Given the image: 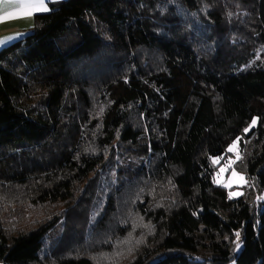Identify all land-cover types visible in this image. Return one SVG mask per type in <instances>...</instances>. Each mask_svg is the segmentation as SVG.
<instances>
[{"label": "trees", "instance_id": "obj_1", "mask_svg": "<svg viewBox=\"0 0 264 264\" xmlns=\"http://www.w3.org/2000/svg\"><path fill=\"white\" fill-rule=\"evenodd\" d=\"M33 21L0 48V264H264V0Z\"/></svg>", "mask_w": 264, "mask_h": 264}, {"label": "snow or ice", "instance_id": "obj_2", "mask_svg": "<svg viewBox=\"0 0 264 264\" xmlns=\"http://www.w3.org/2000/svg\"><path fill=\"white\" fill-rule=\"evenodd\" d=\"M0 11H2V14H0V23H3L11 18H30L32 15H34L36 12H46L49 11L47 8L45 0H0ZM11 8V11H8L7 9ZM19 35V34H17ZM13 37H5L4 39H0V44L4 43L5 40L12 39ZM256 120L253 119L252 125L254 126L256 124ZM249 129H245V132H248ZM238 140L240 138H237ZM236 142L233 143L232 146L229 147L228 151L231 152L235 149ZM237 159H240L239 156H237ZM215 162V161H214ZM232 163H235L233 161ZM234 175H238L236 173H233ZM239 179L241 181H244V177L240 176ZM236 195V193H230V198L232 196ZM237 237H239V233L236 234Z\"/></svg>", "mask_w": 264, "mask_h": 264}, {"label": "rangeland", "instance_id": "obj_3", "mask_svg": "<svg viewBox=\"0 0 264 264\" xmlns=\"http://www.w3.org/2000/svg\"><path fill=\"white\" fill-rule=\"evenodd\" d=\"M234 142H236V147L233 151H228L225 156L215 158V163L220 165L215 175V181L229 188L230 193H236V195L232 197H239L243 193L242 186L247 182V179L243 173L234 168V163H232L237 160V156H240L239 142L238 140ZM233 143L230 146H232ZM233 173L238 175H234ZM240 176L244 177V181L239 179ZM230 264H236V262Z\"/></svg>", "mask_w": 264, "mask_h": 264}, {"label": "crops", "instance_id": "obj_4", "mask_svg": "<svg viewBox=\"0 0 264 264\" xmlns=\"http://www.w3.org/2000/svg\"><path fill=\"white\" fill-rule=\"evenodd\" d=\"M54 1L58 0H45L48 9H50V5ZM0 8H2V6H0ZM7 10L11 11L12 9L9 8ZM38 13L43 12H36L30 18H11L3 23H0V39H4L5 37H13L12 39L5 40L4 43L0 44V48L26 34L33 25L34 16ZM0 14H2V11H0Z\"/></svg>", "mask_w": 264, "mask_h": 264}]
</instances>
